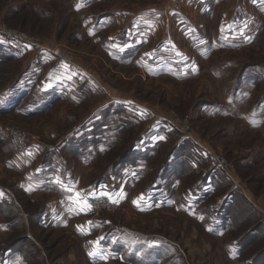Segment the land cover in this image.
<instances>
[{
  "label": "rangeland",
  "instance_id": "374dc122",
  "mask_svg": "<svg viewBox=\"0 0 264 264\" xmlns=\"http://www.w3.org/2000/svg\"><path fill=\"white\" fill-rule=\"evenodd\" d=\"M0 28V100L33 77L42 110L0 114V264H264V0H0Z\"/></svg>",
  "mask_w": 264,
  "mask_h": 264
},
{
  "label": "trees",
  "instance_id": "16d2710c",
  "mask_svg": "<svg viewBox=\"0 0 264 264\" xmlns=\"http://www.w3.org/2000/svg\"><path fill=\"white\" fill-rule=\"evenodd\" d=\"M7 49V48H6ZM9 51L6 52L4 49L0 46V64L6 63L9 60L14 59V55L8 53ZM25 81H21L19 79L18 82L15 86H10L8 89H6L3 92L2 95V100H0V114H6V113H19L21 116H30V115H35V114H40L42 112L40 106L32 108L30 105L24 106V98L30 93L32 90L30 87H27L28 83L31 82L33 77H27ZM23 82V83H22ZM13 96V98H10ZM60 96L54 95L53 98L49 101V106L51 104L55 103L58 101ZM130 155V154H128ZM127 155L121 156L122 158H126ZM118 163V162H117ZM99 186V182L97 183Z\"/></svg>",
  "mask_w": 264,
  "mask_h": 264
},
{
  "label": "built area",
  "instance_id": "2783aa9c",
  "mask_svg": "<svg viewBox=\"0 0 264 264\" xmlns=\"http://www.w3.org/2000/svg\"><path fill=\"white\" fill-rule=\"evenodd\" d=\"M4 32L1 30L0 28V35H3ZM5 35V34H4ZM20 39V38H19ZM22 40V38L20 39ZM53 56H55L56 58L60 59L61 61H63V63L65 64H72L73 62L71 61V57L69 56V54L60 51L59 49L57 50H53L50 52Z\"/></svg>",
  "mask_w": 264,
  "mask_h": 264
},
{
  "label": "snow or ice",
  "instance_id": "6c2138e0",
  "mask_svg": "<svg viewBox=\"0 0 264 264\" xmlns=\"http://www.w3.org/2000/svg\"><path fill=\"white\" fill-rule=\"evenodd\" d=\"M225 30L223 28H221V32L223 33ZM243 34V33H241ZM53 85L52 84H49V87H52ZM109 198L111 199V196L109 194ZM135 203V202H134ZM98 243V242H97ZM90 255H95L94 253H90ZM102 255V254H101Z\"/></svg>",
  "mask_w": 264,
  "mask_h": 264
},
{
  "label": "crops",
  "instance_id": "0c3cea01",
  "mask_svg": "<svg viewBox=\"0 0 264 264\" xmlns=\"http://www.w3.org/2000/svg\"><path fill=\"white\" fill-rule=\"evenodd\" d=\"M84 1H85V0H84ZM179 13H180V11H179ZM179 13H178V14H179ZM128 46L130 47V44H129Z\"/></svg>",
  "mask_w": 264,
  "mask_h": 264
}]
</instances>
